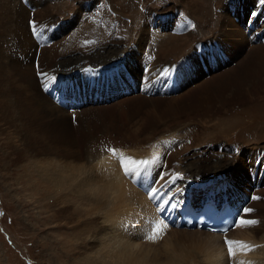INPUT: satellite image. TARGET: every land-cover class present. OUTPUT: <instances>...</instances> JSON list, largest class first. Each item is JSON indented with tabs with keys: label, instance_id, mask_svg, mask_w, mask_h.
I'll return each mask as SVG.
<instances>
[{
	"label": "bare ground",
	"instance_id": "1",
	"mask_svg": "<svg viewBox=\"0 0 264 264\" xmlns=\"http://www.w3.org/2000/svg\"><path fill=\"white\" fill-rule=\"evenodd\" d=\"M49 1L23 0L24 5L15 9L8 7L3 16L0 14V139L3 140L0 148L5 146L9 150L4 154L8 166H17L20 178L41 182L48 190L55 188L59 193L71 189L68 194L77 203L73 209L76 235L81 239L86 233L101 234L96 237L97 250L91 249L95 256H88L90 264H198L199 255L207 264H225L219 258L227 254L225 235L254 246L251 251H238L232 264L240 261L264 264L263 235L258 243V236L264 233V187H261L264 149L241 144L232 147L226 144L225 148L220 137L213 134L203 144L216 143L215 149H201L197 154L179 159L178 143L189 139L198 143V136L187 132V127L184 138H176L179 136L174 133L167 136L163 129H169L173 121H189L215 108L224 114L235 103H246L252 97L264 98V32L261 30L264 1L258 5L254 3L257 0L252 4L234 0L226 7L220 31L214 39L206 41L218 46L223 55L221 58L215 55L214 64L207 62L208 79L202 78L199 49L188 53L197 38L188 21L179 20L181 12L176 11L178 20L163 30L157 27V21L163 27L168 25L164 23L166 14L175 10L166 8L164 14L155 10L148 16V25L134 30L133 24L128 26L123 21L128 16L127 9L121 4L116 10L115 0H106L110 10H116L121 19L115 27V20L112 21L111 31L102 26L101 18L104 15L108 18L106 12L97 21L88 23L89 26L86 24L88 17L82 16L81 10L90 7V1L81 2L80 8L61 22L48 7ZM246 3L259 17L248 20L241 15L240 9L248 8ZM93 7L90 13L95 17L96 7ZM229 8L234 9V17L242 16L243 23L234 21ZM190 20L195 29L194 21ZM54 24L56 28L52 27ZM170 27L182 33V38L190 39L179 46L181 40L167 33ZM8 32L12 43L3 46L8 41ZM168 42L179 47L172 50L164 45ZM149 45L157 50L156 55L146 53ZM232 62H236L234 67ZM115 63L118 64L113 66ZM98 64H101V73L107 71L102 85L91 87L87 79L79 81L69 73ZM168 75L172 76L169 84L162 86L160 78ZM43 83L47 93V89H57L60 84L59 94L67 99L64 107L57 106L43 93ZM152 91L159 92L148 95ZM80 112V120H88L73 127L72 121ZM219 120L224 125L221 130L231 126L229 119ZM104 122L114 125L112 130L104 131L101 126ZM109 148L117 149V155L107 152ZM120 154L136 160L158 156L140 179L148 188L157 184L169 188L174 192L171 199L177 207L186 200L199 205L210 197L227 200L241 215L244 208H251L253 211L245 218L259 223L244 229L236 227L225 235L169 226L161 241L147 242L142 237L152 223L164 219V213L157 211L142 185H136L137 177L124 175ZM68 194L62 197L68 198ZM65 212L66 209H61L59 213L65 215ZM97 219H101L100 226H96ZM240 228L242 231L238 232Z\"/></svg>",
	"mask_w": 264,
	"mask_h": 264
},
{
	"label": "rangeland",
	"instance_id": "2",
	"mask_svg": "<svg viewBox=\"0 0 264 264\" xmlns=\"http://www.w3.org/2000/svg\"><path fill=\"white\" fill-rule=\"evenodd\" d=\"M89 1L91 6L85 9V11L84 8H82L83 10H81L82 16H84L85 14V16L87 15L86 17H88L86 24L88 25V23H90L91 21H97L99 16L102 14L104 15V13L106 12L108 18L105 19V15L101 18V21L103 23L102 26L110 30L113 20H115L113 22V27L118 25L119 20H121L117 16L116 11L121 4L124 8L127 9L128 12V16H124L125 18L123 19V21L127 23L128 26H131L133 24L134 30L138 27L140 28V26L148 25L150 20L148 19V16L151 15L152 12H155V10L158 11V14H164L163 12L166 8H171L175 10L170 12L169 14H166L167 18L165 19L164 23L168 25H165L163 27L161 21H157L159 23L157 27L163 30L167 28L169 24L176 22L178 20L176 15L181 12L182 16H180L179 20L182 19L188 21L189 25L196 33L195 37L197 38V40L191 44L190 48L188 49L189 52L186 51L190 54L199 49L201 43L200 41L206 42L208 39H214L215 34L220 31L218 28H220L219 26H221L223 18L227 13L226 7H230L229 5L233 4L236 0H115V3H117L118 5H114L113 8H115L116 10H110L111 5L107 3L106 0H50L48 7H51V10L56 15V19L59 18V21L61 22V20H65L64 17H66V15L70 14L72 16L74 11L80 8L81 2ZM96 1L98 3H94ZM247 1H250L251 4L252 2H254L253 0ZM263 1L264 0H257L254 3L259 5L262 4ZM21 4L24 5L23 0H0V14L3 16L6 8L10 7L12 9H15ZM246 5L248 8L242 7V10L240 9L239 11L241 15L244 16V18L248 17V20H252L256 17H259V15L254 14L255 11H253V9H249L247 3ZM93 6L96 7L95 12L93 11L95 17L90 13L92 10H94ZM25 7L27 6L25 5ZM232 9L229 8L230 11ZM16 10H14L15 12H13L14 15L16 14ZM232 17H234V15H232ZM240 18H242V16H236L234 17V21H240L243 23L244 19L242 18L240 20ZM190 19L194 21L197 29L193 28L192 21ZM80 21L82 20L80 19ZM80 21H78L76 25H78ZM52 27L56 28V25L54 24V26ZM99 28H101V26H99ZM170 29L171 31L166 32L169 34L170 37L174 38L175 40H181L178 44L179 46H182L184 40L190 39L189 37L182 38L184 37L182 33L176 31L174 32L172 30V27H170ZM261 30H263L264 32L263 26L261 27ZM167 33L165 34L168 35ZM7 35L9 36L8 41L4 43L3 46L12 43L11 33L8 32ZM145 35H147V33ZM52 38L54 37H50L51 40ZM170 42L164 45L168 46V48L172 50H174V48L176 47H179L176 45L171 46L169 44ZM196 43L197 46H195ZM152 45H149L147 47L146 53H153L156 55L157 50H154L152 48ZM163 51L164 49L162 48L161 52ZM242 52L243 49L240 53ZM232 63L233 64L231 67H234L236 65V62ZM100 66L101 64H98L96 66H82L81 68H78L76 70H71L69 73L72 72L79 81L87 79L91 87H95L97 85H100V82H97L96 78L99 76V74H102ZM84 69H87L88 72L86 70V73L83 72ZM204 71L205 70H203L204 77L202 78H207L210 74L209 72L206 73ZM216 73L217 72H214V74ZM38 74V78L41 79V73L38 72ZM50 79L51 77L44 82L47 83ZM44 86L45 85L43 83V93L51 99L49 89H47V93ZM189 88L190 87L182 90L181 94L183 92H186ZM262 90L264 91L263 87ZM134 91L136 95L137 92L136 90ZM229 97L230 99H232L231 94L229 95ZM261 98L256 99V97H252L251 99H249L251 100L250 102L249 100H246V103L243 104L239 102V104L241 105L235 103L231 105L229 111L224 114H222V110L219 112L217 108H215L212 109L213 111L211 110L208 113L205 112L199 114L198 117H194L191 118L189 121H185L186 123L184 121L180 123L173 121V126L171 125L169 129L163 128L165 129L164 133L165 135L170 137L171 135H173L172 133H174L175 135L179 136L176 138H184L186 137V132L184 129L187 127V132H195V134L198 136V143H193L191 139H189L188 142L182 141L181 144L180 142L178 143L179 159L184 157L187 158L192 156L193 154H197L198 152H200L201 149H215L217 147L216 143H213V146H206L205 144H203L204 141L206 142L207 140H209V138L213 134H217L220 137V140L223 142L221 146L223 147H225L224 145L226 144H228L230 147L235 145L240 146L241 144L251 149H256V147L264 149V98ZM117 103L112 104L111 106L113 107L117 105ZM57 106L60 107V105ZM62 107H64V104L61 106V108ZM81 115L82 114L80 112L78 114V118L72 121L73 127L81 126V124L87 122L88 119L80 120ZM219 119H229V124H231V126L227 127L228 129H223L224 131L221 130L224 125L221 124V122L223 121ZM92 120L93 119H90L89 122H92ZM215 124H218V126H216ZM101 126L104 127V131L108 129L112 130V128L114 127V125H112L111 123L108 124L105 122L102 123ZM162 126L164 127V125ZM9 137H12V135H9ZM201 139L203 141H200ZM0 140L1 144L3 140ZM16 144L20 146L18 142ZM1 147L0 264L92 263L88 259V256H95L94 250H97L95 242L97 241L96 239H98L96 237L101 236V234L90 235L89 233H86L82 235L81 239L78 238V235H76L78 232L75 228V214L73 211L77 203L72 199V196L68 194L71 189H64L63 191L58 193L57 189L55 188H51L50 190H48L49 187L45 186V184L41 183L40 181L39 182L41 184H37L35 182H31L32 180L30 181L20 178V172L17 170V166L14 165L9 167L7 164L8 159H6V157L4 158V154H6V152H9V150H6L5 146ZM261 164H264V160L261 161ZM34 179L36 180L35 177ZM261 187L263 189L264 185H262ZM67 194L70 195L68 198L62 197V195L67 196ZM86 207L88 208V206ZM61 209H66L65 215H61V213H59ZM93 217H95V215ZM99 222H101V219H97L96 226L101 225V223ZM92 227L93 226H91V228ZM243 227L245 226H242V229H244ZM242 229L240 228L238 232L242 231ZM262 235L264 236V233L258 236V243H260L259 241L261 240L259 239L263 237ZM92 239L95 240L93 242L94 244H90ZM94 245L96 247H94ZM92 248H94V250H91ZM198 258V262H200L198 264L206 263V261L202 259L203 257H201V255H199ZM219 258L221 259V262L225 264H232V261H234V258H229L227 254L219 256ZM225 259L228 260L226 261Z\"/></svg>",
	"mask_w": 264,
	"mask_h": 264
},
{
	"label": "snow or ice",
	"instance_id": "3",
	"mask_svg": "<svg viewBox=\"0 0 264 264\" xmlns=\"http://www.w3.org/2000/svg\"><path fill=\"white\" fill-rule=\"evenodd\" d=\"M32 30L35 32V25L33 23ZM54 80L55 77H52ZM111 155H117V149L109 148L106 149ZM159 159L158 156H153L151 160H136L132 158H125L122 154L119 156V163L120 167L125 176L131 177L135 179L142 175L146 169L153 165ZM158 189L151 188L150 189V199H155L158 194ZM252 199H258V197H252ZM158 211L164 212L167 210L168 207H175L174 204H171V198L165 200L161 198V202L157 205ZM253 210L251 208H244L242 210L243 215L239 216L233 223L232 227H241V226H254L259 223V221L255 219H246L245 217L250 214ZM169 225L165 223L164 219L161 218L160 220L155 221L149 226V230L145 235L142 237L147 242L157 243L161 241L168 230ZM230 229L228 227H224L220 229L221 232L227 233ZM224 244L227 247V254L229 258H233L236 256L238 251H251L254 246L249 245L243 241L238 240H231L228 239L225 235ZM239 264H245L244 261H240Z\"/></svg>",
	"mask_w": 264,
	"mask_h": 264
}]
</instances>
